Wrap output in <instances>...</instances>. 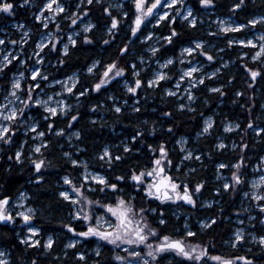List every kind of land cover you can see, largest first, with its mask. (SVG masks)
<instances>
[{"label":"trees","instance_id":"1","mask_svg":"<svg viewBox=\"0 0 264 264\" xmlns=\"http://www.w3.org/2000/svg\"><path fill=\"white\" fill-rule=\"evenodd\" d=\"M3 1L12 0H0V7ZM210 1L215 17H233L241 24H248L256 15L264 17V0ZM108 10L104 3L93 2L85 6L84 12L91 18L94 28L86 35L80 34L65 54L57 49L54 55L45 59L46 63L54 64L50 70L57 71L58 78L78 75L74 93L81 96L77 105L71 107L63 118L47 120L42 123L41 130L46 133L50 126L53 132L70 128L78 136L76 147H66L62 136L46 135L47 145L41 149L40 157L47 169L39 176L34 174V163L27 167L28 162L17 164L13 160L8 162L5 157L0 159V198L13 201L21 192H25L29 196V204L36 210L34 224L40 231L38 246L27 247L19 242L20 229L16 224L13 227L7 223L0 224V248L7 252L8 264H111L109 255L112 252L107 255L101 250L96 256L85 255L80 260L76 255L81 252V246L64 248L67 244L64 228L68 227L76 233L85 230L81 222L73 221L71 203L59 196L62 173L77 178L80 169L74 162L81 161L89 162L106 179L104 186H96L93 192L88 191L93 200L114 204L117 199H122L145 215L147 222L154 225L163 238L181 239L186 244L197 239L209 253L213 250L219 256L243 259L245 264H264V251L257 246L246 241L236 248L227 245L235 226L230 198L233 190L224 193L216 180L220 171L218 165L239 171L242 160L247 164V177L251 176L250 168L263 155L264 123L251 125L261 128L259 135H252L247 128L249 120H257L255 114L259 100L257 105L256 101L247 99L246 91L252 85V89L264 90V66L240 59L241 53L234 54V49L230 51L229 47L226 48L227 39L224 37L216 43V47L223 49L222 55L233 62L227 66L218 65L217 81L205 80L197 86V97L190 108H180L175 98L165 94L175 79L171 82L160 81L155 87H150L151 69L143 71L139 65H135L136 84L129 92L121 87L120 80L100 87L99 77L105 67L121 63L130 52L142 53V47L131 41V29L127 28L131 25L133 12L127 13L125 9L126 16H118V24L111 27ZM6 19L5 14L0 12V24ZM169 23L164 22L154 29L161 36L170 37L168 46H162L160 51L163 56L175 57L179 48L190 40L211 42L214 38H220L201 35L199 26L180 25L177 21ZM107 26L112 30L109 34L105 29ZM36 40L35 35L32 44ZM94 61L98 65L92 74H87ZM124 62L129 64L134 59L127 57ZM15 71L0 72L7 79L2 84L4 89L7 90L8 79ZM213 87L219 90L210 92ZM209 116L213 119V128L208 135H203V121ZM226 122L237 123L238 131L224 134ZM179 139L187 140L197 159H183L177 147ZM219 142L224 144L222 148L218 146ZM105 147L111 148L110 160L100 159ZM65 154H70L71 158L68 159ZM162 155L166 156L164 171L174 183L195 196L198 194L202 201L218 203L210 208H199V204L189 207L183 201L174 204L167 200H146L145 188L136 179L149 172ZM27 156V152H23L21 158ZM227 169L220 172L227 175ZM27 174L31 177H27ZM197 187L199 191L195 194ZM218 191L220 195L216 196L215 192ZM204 218H214V223L201 231L198 223ZM185 224L192 233L189 237L183 234ZM48 236L53 237V243L46 249L44 240ZM83 244L93 246L94 241ZM168 263L214 264L204 258L200 261L173 259Z\"/></svg>","mask_w":264,"mask_h":264},{"label":"rangeland","instance_id":"2","mask_svg":"<svg viewBox=\"0 0 264 264\" xmlns=\"http://www.w3.org/2000/svg\"><path fill=\"white\" fill-rule=\"evenodd\" d=\"M104 3L109 8L108 16L111 27L118 24V16H126L125 9L133 12L130 28V39L134 45L142 47L141 54L130 52L121 63H115L103 69L99 77L100 87L120 80V85L130 91L135 85L137 76L136 66L143 71L151 69L148 86L155 87L160 81L175 82L167 88L165 94L175 98L180 108H190L196 96L197 86L205 80L217 81L219 66L231 65L223 55V49L217 48L216 43L226 37V48L235 53H241L240 59L248 63L264 66V17L256 15L248 24H241L233 17H215L210 0H12L3 1L0 12L5 14L6 21L0 24V72L16 70L10 76L6 89L5 74L0 73V159L7 158L17 164L34 163V174L39 176L45 171L46 163L41 159V149L47 145L46 135L62 136L66 147H76L77 133L70 128L65 131L53 132L52 126L47 132L41 130L42 123L51 118H63L71 107L76 106L80 94H75L77 74L65 78H58V72H51L50 65L45 62L57 49L65 54L68 47L73 46L80 34L86 35L94 28V23L84 7L91 3ZM114 14H112V12ZM177 21L180 25L189 27L199 26L201 35L220 37L214 41L190 40L179 48L177 55L163 56L162 46H168L170 37L161 36L155 32L164 22ZM4 27V28H3ZM110 27V26H109ZM107 26V34L112 30ZM240 35H237L239 34ZM35 44H32L34 36ZM249 50V51H247ZM125 53V52H123ZM122 53V54H123ZM127 57L134 59L132 63H125ZM87 74H92L98 63L90 64ZM253 86V85H252ZM247 88V99L259 100L255 122H247L248 131L252 135H259L261 128L251 126L264 123V90ZM211 88L210 92L218 91ZM261 93V95H259ZM213 128V119L209 116L203 121L202 134L208 135ZM238 124L226 122L223 133L229 135L238 131ZM218 146L222 148L223 143ZM179 153L183 159H197L198 156L188 146L186 139L177 142ZM27 152V158H21ZM244 149L241 150V153ZM111 148L105 147L100 159L110 160ZM13 155V159L11 158ZM68 159L70 154H65ZM244 158V157H243ZM166 156L162 155L155 161L152 169L136 179L145 188L147 199L160 200L153 187L163 179L168 180L167 192L170 203L182 202V195H187L189 201L199 208H210L218 203L212 200L202 201L197 194L187 189H181L165 173ZM241 161V160H240ZM80 169L77 178H71L62 173L59 196L72 206L73 221L81 222L83 233H76L70 228L67 232L65 249L81 246V252L76 258L83 260L86 255L96 256L101 250L112 252L111 264H170V260L185 258L189 261L207 259L214 264H245L243 259L228 258L216 255L213 250L206 251L197 239L184 243L181 239L163 238L154 225L147 222L145 215L134 209L131 203L117 199L114 204H107L90 198L88 191L93 192L96 186H104L106 179L92 168L89 162H74ZM241 169H227L218 165V169H227L229 174L218 172L216 180L224 193L230 192L233 203V232L230 235L229 246L236 248L246 241L264 251V152L250 168L251 176L247 177L246 161H241ZM34 174H31L34 176ZM27 174V177H31ZM38 182V181H36ZM215 195H220L219 191ZM4 198H0V201ZM29 196L21 192L6 206L0 202V212L8 218L9 226H18L19 242L27 247L38 246L40 231L34 224L36 210L29 202ZM153 213L152 211H150ZM149 212V213H150ZM223 211L221 210L220 213ZM214 223V218H204L198 223L201 231ZM183 234L187 237L192 233L187 224ZM92 240L94 245L83 244ZM172 240H178L184 246L182 252L164 249L162 246ZM53 237L44 240V248L49 249ZM212 253V254H211ZM105 256V255H104ZM8 254L0 248V264H8Z\"/></svg>","mask_w":264,"mask_h":264},{"label":"water","instance_id":"3","mask_svg":"<svg viewBox=\"0 0 264 264\" xmlns=\"http://www.w3.org/2000/svg\"><path fill=\"white\" fill-rule=\"evenodd\" d=\"M167 188H170L171 190H174V187H169L168 180L163 179L160 182H157L156 185L153 187V191L156 195H161L160 200L166 201L171 198V195L167 192ZM181 200L186 203L189 207H192V203L189 201V197L187 195H182ZM0 202H2L3 206H6L11 202L10 198H4ZM8 221L7 217H4L2 213L0 212V224H5ZM164 249L169 250H175L177 252H182L184 249V246L182 243L178 240H172L168 244L162 246ZM223 264H230L229 262L223 263Z\"/></svg>","mask_w":264,"mask_h":264}]
</instances>
